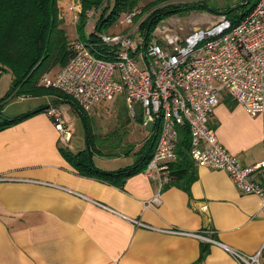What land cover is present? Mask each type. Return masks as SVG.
<instances>
[{
    "label": "crops",
    "instance_id": "crops-1",
    "mask_svg": "<svg viewBox=\"0 0 264 264\" xmlns=\"http://www.w3.org/2000/svg\"><path fill=\"white\" fill-rule=\"evenodd\" d=\"M37 106L0 111V125L4 116L34 111L0 128V264H239L231 250L251 255L264 241L259 199L238 190L225 170L191 159L185 185L169 180L160 187L143 166L123 178L81 172L63 151L83 148H67L72 132L63 138ZM210 126L242 165L264 159L263 113L251 116L223 91ZM96 155L102 172L135 162L115 165L117 154ZM258 178L264 183V169ZM252 264H264V256Z\"/></svg>",
    "mask_w": 264,
    "mask_h": 264
},
{
    "label": "built area",
    "instance_id": "built-area-1",
    "mask_svg": "<svg viewBox=\"0 0 264 264\" xmlns=\"http://www.w3.org/2000/svg\"><path fill=\"white\" fill-rule=\"evenodd\" d=\"M66 10L76 23L81 0H69ZM94 12V8L88 11L85 27L93 26ZM141 12L139 6L121 12L114 24L117 31L103 32L96 41L75 37L67 62L53 75L42 74L39 83L71 96L87 114L122 95L131 115L139 106L143 125L158 122L142 172L156 179L159 187L170 180L168 165L177 159L178 128L187 126L193 162L225 170L238 190L257 196L264 211V183L258 178L264 159L242 165L217 142L210 126L223 91L251 116L264 114V0H256L237 22L218 14L210 24L194 27L184 39L158 24L146 42L140 24L148 12ZM46 112L60 135L69 139L70 130L60 121L58 110L50 106ZM151 201H159L158 193ZM231 253L239 264L259 262L264 241L251 255Z\"/></svg>",
    "mask_w": 264,
    "mask_h": 264
},
{
    "label": "trees",
    "instance_id": "trees-1",
    "mask_svg": "<svg viewBox=\"0 0 264 264\" xmlns=\"http://www.w3.org/2000/svg\"><path fill=\"white\" fill-rule=\"evenodd\" d=\"M62 0H0V71H8L11 74V88L19 94H36L44 87L39 83L42 74L56 67H62L71 53V40L63 27V13L61 11ZM168 0H81V12L75 23L77 35L83 40L96 41L98 36L106 32L116 23L121 12L136 6L142 7V12L149 11L140 27L147 33L146 42L151 36L154 27L165 15L173 13L182 4L167 2ZM208 0H200L189 3L188 6L207 8L219 14H225L232 22L240 20L255 4L256 0H240L235 4L224 6L210 5ZM163 3V4H162ZM187 5V3H185ZM184 6L183 8H185ZM94 8L90 30L85 31L87 13ZM152 9V11H151ZM219 10V11H218ZM222 10V11H221ZM141 12V13H142ZM137 19V18H136ZM49 91L60 96H68L57 88L46 87ZM124 101V100H123ZM74 109L83 119L88 132V144L91 138L95 139L89 131L87 121L88 114L83 111L76 101H72ZM53 105H44L37 110H47ZM34 111L24 112L14 117H3L2 125L19 121ZM142 121L139 106L136 107V117ZM0 125V128L3 127ZM159 124H154V129L146 142L139 150L134 166L118 169L113 172L97 170L91 159V151L103 153L94 145L91 150L85 148L75 154L63 151V155L69 159L78 170L88 174L102 175V178L112 179L114 176L124 177L127 174L138 171L145 165L155 142L153 135L158 131ZM91 132V134H90ZM152 142V145H151ZM189 133L187 126L178 128V140L176 143L177 159L169 163L170 181L183 185L188 182L192 172L191 158H189ZM113 149L105 154L116 155ZM93 154V153H92Z\"/></svg>",
    "mask_w": 264,
    "mask_h": 264
},
{
    "label": "rangeland",
    "instance_id": "rangeland-1",
    "mask_svg": "<svg viewBox=\"0 0 264 264\" xmlns=\"http://www.w3.org/2000/svg\"><path fill=\"white\" fill-rule=\"evenodd\" d=\"M239 1L240 0H208L207 3L210 5L224 6L226 4L232 5ZM68 2L69 0L61 1V11L64 19L63 27L68 38L72 42L78 35L72 16L66 10ZM167 2L182 5H179L175 12L165 15L157 25L165 24L170 30L172 29L174 33L178 34L181 39H184L194 27H204L210 24L219 14L207 8L188 6L189 3L198 1L168 0ZM185 3H187V5H185ZM184 6L186 7L183 8ZM148 13L150 12L148 11ZM90 27L91 25L87 24L85 30L89 31ZM117 29L118 27L112 26L110 29H107L106 32L117 31ZM139 64H144L142 55L139 58ZM60 68L61 67L53 68L50 71L51 74H54L53 72L58 71ZM10 76L11 74L5 73L3 70L0 71V111L4 114L10 113L16 106L21 107L27 103H37L39 107L47 104L55 106L60 114V121L72 132L71 140L65 142V146L69 149L75 150V147L78 145L83 149H87L90 148L89 146L91 144L92 150L93 143L95 146H100L101 150L104 152L110 150L108 147H114L112 151L117 153V157L110 160H113L115 165H125V163L131 164L136 160L139 150L150 136L145 134L150 126L141 123L138 116L136 117V111L134 113L135 116L130 115L125 101H123L124 99L121 95H117L88 114V119H86L87 125L89 131L91 130L95 137V139H92L90 136V143L88 144L87 127L81 116L74 109L72 102L75 101L74 98L71 96L57 95V93L49 91L46 87H42L36 94L25 95L26 97H39V99L26 98L24 96L23 98L25 99L20 100L19 96L23 94H19L16 89L14 90L11 88L12 80ZM47 96H54L56 98L50 102L48 100H43V98ZM4 105H7V109H5ZM88 153L91 155L92 161H99L95 151L92 150L90 153L88 150Z\"/></svg>",
    "mask_w": 264,
    "mask_h": 264
},
{
    "label": "water",
    "instance_id": "water-1",
    "mask_svg": "<svg viewBox=\"0 0 264 264\" xmlns=\"http://www.w3.org/2000/svg\"><path fill=\"white\" fill-rule=\"evenodd\" d=\"M146 37H147V33L145 32V34H144V39H146ZM46 106H48V105H46ZM155 136H156V132H155L154 135H153V140H154ZM151 145H152V142H151Z\"/></svg>",
    "mask_w": 264,
    "mask_h": 264
}]
</instances>
